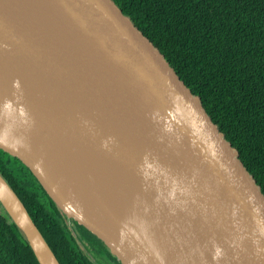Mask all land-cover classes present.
<instances>
[{"label": "water", "instance_id": "obj_1", "mask_svg": "<svg viewBox=\"0 0 264 264\" xmlns=\"http://www.w3.org/2000/svg\"><path fill=\"white\" fill-rule=\"evenodd\" d=\"M0 149L121 264H264V193L114 0H0ZM64 152L101 179L70 178ZM0 202L60 264L1 173Z\"/></svg>", "mask_w": 264, "mask_h": 264}, {"label": "trees", "instance_id": "obj_2", "mask_svg": "<svg viewBox=\"0 0 264 264\" xmlns=\"http://www.w3.org/2000/svg\"><path fill=\"white\" fill-rule=\"evenodd\" d=\"M200 100L264 193V0H114ZM0 173L25 204L60 264H95L86 242L110 264L106 245L67 214L33 173L0 149ZM0 212V264H40Z\"/></svg>", "mask_w": 264, "mask_h": 264}, {"label": "bare ground", "instance_id": "obj_3", "mask_svg": "<svg viewBox=\"0 0 264 264\" xmlns=\"http://www.w3.org/2000/svg\"><path fill=\"white\" fill-rule=\"evenodd\" d=\"M60 148H56V151H58ZM60 158H64L62 159V161L60 160ZM52 161H53V165H58V167L60 166L61 169L63 170V172L65 174H67L70 178H73L75 176H79V177H83L86 176L88 174H93L95 177L101 179L102 175L100 174V170L94 168L93 166L89 165V167H85L86 165L79 160L78 158L74 157L73 155L69 154V153H60L57 156H53L52 157ZM77 170V171H82L80 172L78 175H76V173L71 172V170ZM84 170V171H83ZM91 177V176H89ZM92 179V185L98 189H100L101 191L106 192L107 190L104 188V186H102L95 178L91 177ZM109 193V192H106ZM117 200V199H116ZM125 202V204L127 203V201H123ZM121 203V202H120ZM120 203L117 201V205L121 206ZM128 208L130 209V216L134 215L135 210L133 209V207H131L130 205H128Z\"/></svg>", "mask_w": 264, "mask_h": 264}, {"label": "flooded vegetation", "instance_id": "obj_4", "mask_svg": "<svg viewBox=\"0 0 264 264\" xmlns=\"http://www.w3.org/2000/svg\"><path fill=\"white\" fill-rule=\"evenodd\" d=\"M66 219L68 221V224L71 229H75L76 226L74 224V220L72 217L66 216ZM76 221V220H75ZM81 248L84 250V252L88 255V257L95 263V264H110L108 259H105V257L99 255L96 250L92 249L86 242L80 241L79 242Z\"/></svg>", "mask_w": 264, "mask_h": 264}, {"label": "clouds", "instance_id": "obj_5", "mask_svg": "<svg viewBox=\"0 0 264 264\" xmlns=\"http://www.w3.org/2000/svg\"><path fill=\"white\" fill-rule=\"evenodd\" d=\"M222 249L219 246L215 247V251H214V255H213V259L217 260L222 256Z\"/></svg>", "mask_w": 264, "mask_h": 264}, {"label": "rangeland", "instance_id": "obj_6", "mask_svg": "<svg viewBox=\"0 0 264 264\" xmlns=\"http://www.w3.org/2000/svg\"><path fill=\"white\" fill-rule=\"evenodd\" d=\"M0 212L3 213L5 216H9L10 220H8L9 222H13V219L11 218V216L9 215V213L6 211L5 207L3 206V204L0 202Z\"/></svg>", "mask_w": 264, "mask_h": 264}]
</instances>
